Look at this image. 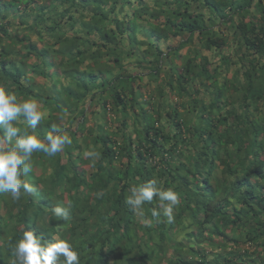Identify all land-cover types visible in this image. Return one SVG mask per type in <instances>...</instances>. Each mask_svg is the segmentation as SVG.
Listing matches in <instances>:
<instances>
[{"label":"trees","instance_id":"1","mask_svg":"<svg viewBox=\"0 0 264 264\" xmlns=\"http://www.w3.org/2000/svg\"><path fill=\"white\" fill-rule=\"evenodd\" d=\"M161 1L0 0V86L48 112L41 138L55 123L73 140L54 157L33 154L25 178L35 193L0 196V240L27 229L72 241L76 215L99 216L77 248L83 264H104L118 247L134 253L130 264H152L164 236L131 241L129 226L136 238L156 232L125 217L113 229L112 213L131 216L129 187L155 178L180 194L171 227L192 219L186 242L197 243L189 262L176 251L168 264H264V0ZM119 6L132 10L119 18ZM88 150L101 153L94 166ZM69 202L67 221L53 216ZM205 240L218 252L201 253Z\"/></svg>","mask_w":264,"mask_h":264},{"label":"clouds","instance_id":"2","mask_svg":"<svg viewBox=\"0 0 264 264\" xmlns=\"http://www.w3.org/2000/svg\"><path fill=\"white\" fill-rule=\"evenodd\" d=\"M47 117L48 112L42 109L35 97L21 99L14 91H7L0 86V196H9L12 201L17 202L21 197L35 193L36 188L25 178L33 169V154L39 152L47 157H54L57 153H62L65 146L73 143L68 130L55 123L49 125V131L41 138L37 134V126ZM18 123L26 124V127L16 126ZM83 155L90 158L94 166L101 153L88 150ZM128 193L124 203L131 216L128 212L123 215L120 209L115 208L112 216L116 217L117 227L113 229H123L121 223L124 217L128 219V224L134 219L139 225L153 227L156 233L152 236L147 232L136 238L133 227L129 226V240L144 243L143 239L148 238L156 243L160 240L161 233L166 242L165 251L159 257L162 259L152 264H168V259L176 251H179L182 260L189 262L190 250L197 246L194 239L186 242L188 235L195 231L192 219L185 218L171 227L174 208L180 204V194L172 188L165 189L155 178L139 185H131ZM70 207V202L67 208L57 204L51 212L58 220L67 221ZM86 218L87 220L82 221L76 215L72 220V241L59 236L55 240L45 239L43 234L27 229L7 241L3 233L0 240V264H83L77 248L94 233L96 229L93 225L100 222L99 216ZM102 224L111 229L104 219ZM110 241L113 242L114 239L110 238ZM123 251V247H118L104 264H130L134 253ZM211 258L212 254L208 256V259Z\"/></svg>","mask_w":264,"mask_h":264},{"label":"rangeland","instance_id":"3","mask_svg":"<svg viewBox=\"0 0 264 264\" xmlns=\"http://www.w3.org/2000/svg\"><path fill=\"white\" fill-rule=\"evenodd\" d=\"M143 3H145V4H147L148 6H151V7H157V6H159V4H162V1L161 0H143ZM132 7H137V4L136 3H134L133 4V6ZM128 7L126 6V7H117V10H116V14L118 15V17L119 18H121L123 15H124V13L126 12V11H128L127 13H129V10H132V9H127ZM126 10V11H125ZM18 30V29H17ZM63 30H65V31H67V28H65V29H63ZM13 30H11V32H12ZM69 34V33H68ZM70 35V34H69ZM35 44H37L38 46H40V45H42L41 44V42H38L37 40H36V36L32 33V34H28L27 35ZM45 39H47V36H45ZM50 40V39H49ZM52 41V40H51ZM177 44H176V42H168L167 44L166 43H161L160 44V47H162V48H165L166 46H172V47H175ZM41 47V46H40ZM56 49V48H55ZM188 49H190V50H192V49H194V47H186V48H184L183 50H181V53H186V51L188 50ZM17 50H18V48H17ZM208 56H209V54L208 53H206ZM203 55H205V52L204 51H201V56H203ZM131 59V58H130ZM130 59H125L124 60V64H125V69L128 71V72H130V71H133V72H137V71H140V69L139 68H137L136 69V67L133 65L132 66V64H133V61L132 60H130ZM16 61L17 62H19V60H17L16 59ZM31 62H25L26 63V67L27 68H30L29 66L31 65V63H37L38 62V60L36 59V58H34V59H32V60H30ZM56 61H59V59H57ZM82 67H84V64L83 65H81L79 68H81L82 69ZM30 74H27L26 76H27V78H26V80L27 79H29V78H31V79H35V81L37 82V83H39L42 87H44V88H48V86H49V81L47 80V79H43V78H41V77H35L31 72H29ZM62 81H64V79H62ZM23 83H24V81H23ZM149 86H151L152 84H148ZM96 118V117H95ZM113 118V116L112 115H108V119H112ZM109 121H111V120H109ZM111 123L112 122H107V126L108 127H110V130H115L114 129V127L111 125ZM89 126H91V124L89 123V124H87V127H89ZM207 238V237H206ZM210 243V241H208V240H205V242L202 244L203 246V249H202V251H201V253H203V252H210V253H214V252H216V251H218V248H211V245L209 244ZM213 243V242H212ZM247 247H249V244H247V245H245V248H247ZM228 251V250H227ZM211 257V256H210ZM209 257V258H210ZM162 264H165L164 262L162 263Z\"/></svg>","mask_w":264,"mask_h":264}]
</instances>
